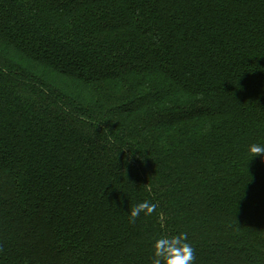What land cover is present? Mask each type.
<instances>
[{
	"label": "trees",
	"instance_id": "1",
	"mask_svg": "<svg viewBox=\"0 0 264 264\" xmlns=\"http://www.w3.org/2000/svg\"><path fill=\"white\" fill-rule=\"evenodd\" d=\"M251 143L264 0H0V264H264Z\"/></svg>",
	"mask_w": 264,
	"mask_h": 264
},
{
	"label": "clouds",
	"instance_id": "2",
	"mask_svg": "<svg viewBox=\"0 0 264 264\" xmlns=\"http://www.w3.org/2000/svg\"><path fill=\"white\" fill-rule=\"evenodd\" d=\"M246 151L250 157L259 155L264 161V143H251ZM156 205L149 201H142L128 209L130 222H134L141 215L150 216ZM151 264H194L195 255L186 233L176 235L161 234L151 242Z\"/></svg>",
	"mask_w": 264,
	"mask_h": 264
}]
</instances>
